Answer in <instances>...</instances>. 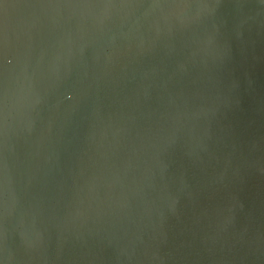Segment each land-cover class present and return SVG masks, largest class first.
Segmentation results:
<instances>
[{"label": "water", "instance_id": "1", "mask_svg": "<svg viewBox=\"0 0 264 264\" xmlns=\"http://www.w3.org/2000/svg\"><path fill=\"white\" fill-rule=\"evenodd\" d=\"M0 264H264V0H0Z\"/></svg>", "mask_w": 264, "mask_h": 264}]
</instances>
